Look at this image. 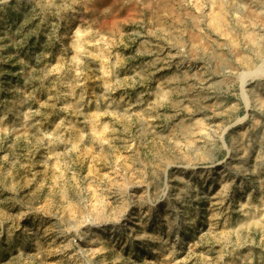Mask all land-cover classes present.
Listing matches in <instances>:
<instances>
[{"label": "rangeland", "instance_id": "rangeland-1", "mask_svg": "<svg viewBox=\"0 0 264 264\" xmlns=\"http://www.w3.org/2000/svg\"><path fill=\"white\" fill-rule=\"evenodd\" d=\"M0 264H264V0H0Z\"/></svg>", "mask_w": 264, "mask_h": 264}, {"label": "bare ground", "instance_id": "bare-ground-1", "mask_svg": "<svg viewBox=\"0 0 264 264\" xmlns=\"http://www.w3.org/2000/svg\"><path fill=\"white\" fill-rule=\"evenodd\" d=\"M214 20H215V22H216L217 24L220 23V21H221L220 13H216V15H215V17H214Z\"/></svg>", "mask_w": 264, "mask_h": 264}]
</instances>
